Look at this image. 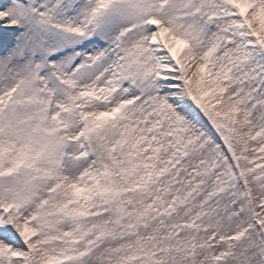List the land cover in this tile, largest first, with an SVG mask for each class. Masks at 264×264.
<instances>
[{"label": "snow or ice", "instance_id": "snow-or-ice-1", "mask_svg": "<svg viewBox=\"0 0 264 264\" xmlns=\"http://www.w3.org/2000/svg\"><path fill=\"white\" fill-rule=\"evenodd\" d=\"M0 264H264V0H0Z\"/></svg>", "mask_w": 264, "mask_h": 264}]
</instances>
